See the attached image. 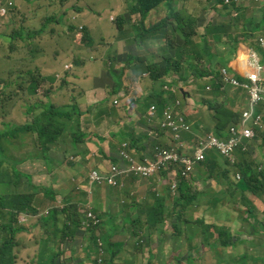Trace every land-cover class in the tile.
Instances as JSON below:
<instances>
[{
	"label": "rangeland",
	"instance_id": "rangeland-1",
	"mask_svg": "<svg viewBox=\"0 0 264 264\" xmlns=\"http://www.w3.org/2000/svg\"><path fill=\"white\" fill-rule=\"evenodd\" d=\"M127 1L131 2V0ZM211 1L179 0L174 6L176 13H182L193 18L192 25L185 28V31L192 35L194 41H199L200 35L204 33V28L199 29L198 27L204 24L205 17L208 15L207 8ZM118 3H120V0H25L24 5L20 8L17 0H0V9L4 8L5 10V12L0 10V135L7 131L10 124L23 126L30 123L33 125L35 115L41 113L43 106L54 105L58 107L57 105L60 104L55 100L56 88L66 85L79 86L76 75L71 69H77L80 76H84L88 80L92 63L98 64L102 70L113 71L114 69L128 68L130 65L128 63L130 61L135 63L139 57H143L140 58L142 60H144V57L158 58V61L162 62L164 58L162 50L168 46L169 41L173 45L176 42L185 43L184 34L179 30L174 33L173 37L170 33L161 39L151 40V38L146 37V31L153 26H164L167 28L168 23H175L172 18V10L170 11L165 7H160L158 10L150 12L143 21L139 14H134L128 18L131 22L123 20L121 24L122 31H128V34L126 33L124 37L118 36L120 30L118 22L120 19H126L129 14V6L122 9L118 6ZM138 3L139 0L133 1L132 10ZM247 7L241 15L243 22L254 21L258 18L264 26V1L250 2ZM209 17H213V12L209 14ZM139 23L141 25L136 29ZM87 24H91V32ZM39 32L43 33V38L38 35ZM12 35L13 40L9 41ZM141 35L147 39L142 41ZM72 36L76 42L72 41ZM262 36L264 34H260L258 39ZM133 37L137 40V43L129 47L125 42L128 40L127 38ZM250 44L255 47L259 46L257 41H251ZM59 50H61V53H59ZM154 52H157V54L153 55ZM159 55H161V60H159ZM53 60H56L57 64H59L60 71L48 70L47 65L49 61L52 62ZM74 61L88 62L87 68H77V65H74ZM150 62L153 63L155 61L151 60ZM143 78H148V76L146 75ZM133 80L134 77H129L130 87L135 88L130 90V96L133 98L130 101L132 104L135 103L134 98L140 95L137 90L139 89V84L133 82ZM166 80L175 84L173 88L177 90V102L178 104L183 103L180 111L185 114H197L200 110L205 117V110L200 102L192 100L187 102L182 97L180 87L176 86V82L170 77L166 78ZM32 81L37 86L36 92L31 90ZM184 87L188 88L189 85L186 86L184 84ZM52 88L54 89L53 93ZM146 100L147 102L151 101L150 98ZM28 106L32 107L33 110L30 111ZM224 121L230 127L234 123V116L231 114L226 115ZM113 129L111 127V130ZM122 131L130 133L131 128H123ZM26 134H32L35 137H29L22 144H20V134L16 137L8 136L0 141V146L3 149H7L5 155L15 156L14 154H18V158L23 159L18 169L22 175L30 178L28 180L25 176L19 177L20 187H15L14 190H11L20 191L19 194L29 195L30 197L32 195L33 197V209L36 210L38 215L29 214L33 219L31 220V218L21 214L19 217L21 222H28V225L35 223L47 213V207L50 205L49 211L54 208L58 213L54 224L56 229L59 228V235L65 241L69 240L76 247L80 246L83 239L77 235L76 231H80L82 234L87 235L89 239L95 241L97 252L92 257H94L96 262H87L85 264H105L108 255L105 249L106 243L101 236L109 234L110 227L107 226L106 220L109 215H113L111 223L116 229L111 237L112 241L120 238L121 243L129 242L126 254L128 262L126 264H164L165 261L168 264H172L171 260L168 259V255L158 253L156 256L151 257L150 251L155 243L149 230L152 225L148 224V227L147 222H143L141 218L138 219L137 211L130 212L128 211L129 209H118L113 203L108 205L105 201H99L89 193L81 192V190L74 188L77 179L74 183L69 180L70 178H75L74 172L65 175L64 179L63 175H55V170L58 169L59 164L64 165L67 162L71 163L74 161L68 155L70 154L67 152L69 150L68 146L73 151L82 150L81 145L83 143L80 141L76 143L79 149L71 147L73 139L70 131L64 133L63 139L53 138V136L38 132H27ZM198 134L201 133L198 132ZM186 140L192 143L193 137H186ZM124 146L128 150L127 154L133 157L135 161L141 160V156L136 155L128 143H124ZM61 155L63 157L60 159ZM123 161V164H113L110 167L117 165L124 169L127 166V162ZM196 175L190 177V179L187 178V180L197 189L194 193L190 185V195L198 198L204 188H212V186L210 185L211 181L206 178L204 173H197ZM151 179H153L151 180V185H155V180H158L162 186V177L158 174ZM59 181L63 183L61 186H64L65 189L62 196H60L58 188H54V183H59ZM86 181V176L83 174L82 184H86ZM126 182L139 184V181H136L132 175L126 177ZM47 188L56 192L57 199H44L47 194ZM105 190L107 189H99L96 195L99 197L106 193L110 198L115 196L109 194L108 190L105 192ZM6 191L10 190L1 186L0 197ZM70 192L72 193L69 195V200L74 207L70 206L71 208L66 211L65 199ZM171 201L176 202L175 209L180 212L179 218L181 220L173 216L174 213H169L168 220L166 221L165 219V226H161V230L156 228L152 231L158 233L155 235L159 240L167 237V233H169V247L173 250L178 248L183 250L185 254L192 256L196 255L195 251L197 249L202 250L200 259L196 260L194 264H213V255L209 258L207 253L218 251L217 245L207 243L203 240L205 238L203 235L195 236L193 242L188 241L187 234H189V230L183 229V224L180 222L186 220L183 215L185 214L187 217L188 205L181 203V196L175 199L172 198ZM167 204H164L165 212ZM80 208H83L87 213L92 212L100 218L101 224L93 231L82 228L74 229L73 225L70 224V219L75 218V214L79 212ZM62 210L66 212H62ZM169 210L172 209L170 208ZM118 212L122 215L118 216ZM192 212L195 214L194 218L198 219L194 207ZM147 214L152 215L151 213ZM205 215V213L201 214L200 217L204 218ZM194 218L189 221L193 222ZM208 219L210 220L203 223V228L208 230L205 235L208 234L209 240L214 241L213 238H210L214 233L213 228H210L214 223V219L210 216H208ZM139 224H143L142 228L137 227ZM220 224L221 222L217 225ZM217 225L215 224L216 230H219ZM163 228L165 233H160ZM31 231L32 235L35 236L36 230L31 228ZM185 233L187 234L185 235ZM19 237L25 239L24 234H19L17 238ZM223 240L225 241V238ZM156 244L159 245L160 241ZM139 245L141 247L136 248ZM224 245H226V242L223 243ZM87 252L84 254L85 258H89ZM121 253L116 254V256ZM226 255L225 251H221L218 253L217 258L222 261L223 256ZM179 256L178 261L181 260L182 254ZM47 258L50 259L49 256ZM41 260L38 261V264H44ZM27 261L26 250L22 249V244L19 243L16 246V264H24Z\"/></svg>",
	"mask_w": 264,
	"mask_h": 264
},
{
	"label": "crops",
	"instance_id": "crops-1",
	"mask_svg": "<svg viewBox=\"0 0 264 264\" xmlns=\"http://www.w3.org/2000/svg\"><path fill=\"white\" fill-rule=\"evenodd\" d=\"M133 1L134 0H131V2L120 0L118 6L122 9L129 6L128 15L131 16L130 11ZM24 2L25 0H17L20 8H22ZM252 2L256 3L258 1L255 0ZM253 22L263 26L261 20H258V18ZM242 23L244 22L242 21L240 24ZM87 25L89 27L91 26V24ZM72 41L76 42L73 36ZM133 41L134 38L132 41L128 39L125 44L129 47L136 45V43H132ZM251 41L257 40L254 37H242L238 55L233 59L230 65L241 77H244L246 73L250 71V50H257L261 54L264 64L263 50L260 47H255L250 44ZM59 53H61V50H59ZM156 54L157 52L153 53V55ZM159 58V60H161V55H159ZM144 59H148V61H158V58L152 59L150 57H144ZM87 63L86 61H74V65H77V68L81 69L87 68ZM132 64L134 63L130 62L127 69L106 71L100 69L98 64L92 63L88 80L84 76H80L77 69H71L76 75L79 86L74 87L73 85H66L56 88L55 90V100L60 104L57 105L58 107L71 103H76L78 105L77 109L81 111L80 133L84 135L80 140V142L83 143L81 145L82 150L78 152L73 151L70 146H68L69 150H67V152L70 153L68 155H70V158L74 161L71 163L67 162L64 165L59 164L58 169L55 170V175H63L64 179L66 177L65 175L74 172L75 178H70L69 180L74 183L77 179L74 188L81 190V192L85 191L89 193V174L91 171H106L112 164L124 163L120 157V151L124 142L128 143L130 147L136 144L131 149H133L138 156L144 158H151L154 156L155 151L153 145L158 142L156 132L160 125V121H148V112L155 104L152 102L153 100L147 102L146 99L150 97L152 93H163L162 87L158 82H140L136 77L141 79V77L147 74L143 73V71L137 74L135 72L137 69L135 66H131ZM47 67L48 70H53L55 72L60 71V66L57 64L56 60L52 62L49 61ZM129 77H134L133 82L139 84V89L137 90L140 95L134 98L135 103L133 104L130 102L131 99H133L130 96V90H134L135 88L130 87ZM117 86H120V89H114ZM208 86L213 87L212 82L208 79H204L199 81L196 87L186 89L190 93V99L195 102H200L205 110V117L200 110L197 114H188V116L191 120L205 127L213 128L214 132H216L217 126L223 128V125L226 124L223 112L228 111L235 114H238L240 110L244 112L249 102V95L246 91H236L228 86L225 90L217 89L216 94L212 97L204 96L203 87ZM204 98L215 100V103L220 104L222 109L218 112H211L205 105ZM115 102H117V104H115ZM138 121H140V123H138ZM111 127L114 129L111 130ZM127 127L133 129L134 132L132 133L140 138L141 142L137 139H134L133 142L121 140L119 134L123 128ZM145 133L148 135L146 138L144 137ZM29 137H35V135H22L20 137V144L25 143V140ZM63 137H58V139H63ZM72 142L71 147H73ZM246 143H249V141L246 140ZM250 149V158L257 163L258 167L264 169V130L257 131L256 139L250 142ZM14 155L18 168L23 162V159H19L18 154ZM254 155H257V157L255 158ZM62 157L63 155H61L60 159ZM210 157L213 159L212 164L223 171L221 174H225V177L209 179L212 188H204V191L201 192L198 198L195 196H191L190 199L182 197L181 203L183 205H188L187 217L185 214L183 215L186 220L180 221L183 224V229L189 230L190 228H194L197 226V223H199L198 226L203 227V223L210 220L208 219V216H210L214 219V223L212 224V226L214 225V241H210L207 237L203 240L207 243H213L218 247V251L207 253L209 254V258L213 255V264H264V197H259L251 191H248L247 188H243L245 186H243L242 182L240 183V181L236 180L234 165L230 164L216 153H211ZM195 173L202 174L201 172ZM83 174H85L87 179L86 184H82ZM196 174L195 176H197ZM151 180L141 182L136 180L139 181V184L126 182L121 188H106L109 194L115 195L113 198L108 197L106 193L98 197L96 193L102 188H94L90 195L99 201H105L108 205H112L113 203L118 209H129L128 211L130 212L137 211L138 219L141 218L143 222L149 223L150 215L147 213L151 211L152 202L150 198L157 192L161 198L164 199V204L168 203L164 215L166 221L168 220L169 213H174L173 216L181 220L179 218L180 212L175 209L176 202L171 201L172 197L169 194L170 189H167V186H161L158 180H155V185H151ZM61 185H63V183L60 181L59 183H54V188H58L60 196L63 195L65 190L64 186ZM190 185L195 193L197 189L191 183ZM107 190H105V192H107ZM71 193L72 192H70L65 199L66 211L71 208L70 206L74 207L69 200V195ZM193 207L198 219L194 218L195 214L192 212ZM170 208L172 210H169ZM204 213L206 214L204 218L200 217V215ZM117 215L121 216L122 214L118 212ZM193 218V222L189 221ZM112 219L113 215H109L106 220L107 226L110 227L109 234L104 236L100 235L106 243L105 249L108 255L106 260L112 261V264H126L128 262L126 260V254L129 242L126 241L121 243L120 238L116 241H112L111 237L116 229L111 223ZM219 222H221V224L217 225ZM215 224L218 226L219 230H216ZM142 226L143 224L139 228H142ZM149 230L152 239L155 241L150 251L151 257L156 256L158 253L165 254L169 256L168 259L171 260L172 264H190L194 259V261L200 259L202 250L200 254L194 256L185 254L183 250L178 248L173 250L169 247V233H167V237L159 240L155 235L158 233L152 231L151 227H149ZM55 231L58 233L60 232L59 228ZM76 233L83 239L81 245L78 247L70 243L69 240L65 241L61 236L57 240L54 239V250L50 253L54 255L55 264H85L87 262H96L94 257H92L97 252L95 241L89 239L87 235L82 234L80 231H76ZM160 233H165L164 228ZM228 233L230 235L229 237ZM23 234L25 235V239L21 237L20 243L22 244V249L26 250L28 258V261L24 264H38L40 252H42L45 247L51 248L46 242L48 237L43 232L41 233L38 231L35 232L34 236L30 228ZM186 234L187 233H185V235ZM187 235V240L191 241L190 235ZM224 238L225 241L223 240ZM158 241H160L159 245L156 244ZM225 242L226 245L223 246ZM140 247L141 245L136 248ZM58 251L60 252L59 256ZM221 251H225L227 254L223 256L222 261L217 258L218 253ZM86 252L89 254V258L84 257ZM120 252L122 253L116 256V254ZM195 252L197 253V251ZM180 254H182L181 260L178 261ZM41 261L44 262V264H49L50 260L45 255ZM164 264H168L167 261H165Z\"/></svg>",
	"mask_w": 264,
	"mask_h": 264
},
{
	"label": "trees",
	"instance_id": "trees-1",
	"mask_svg": "<svg viewBox=\"0 0 264 264\" xmlns=\"http://www.w3.org/2000/svg\"><path fill=\"white\" fill-rule=\"evenodd\" d=\"M178 1L179 0H139L137 6L133 10L131 9V16L128 15L126 19H120L118 22V26L120 28L118 36L124 37L126 33L128 34V31H122L123 28L121 24L123 20L130 21L128 18L132 17L134 14H139L143 21L145 18H147L150 12L158 10L160 7H165L170 11L172 10V18L175 20V23H168L167 28L164 26H153L146 31V37L151 38V40L161 39L169 33L173 37L177 30L184 34V44L176 42V44L173 45V43L169 41L168 46L162 50V54L164 55L162 62L158 61L152 63L148 61V59L142 60L140 58L143 57H140L137 58V61L131 66H135L137 69L135 72L137 74L140 71H143V73L147 74L148 78L141 77V79H139L136 77L140 82H158L161 84L163 93H152L150 97H148L150 100H153L152 102L155 104L153 107L156 114H154L155 116L147 115V119L150 122H155L156 120L160 121V125L158 126V130L156 132L157 140L158 142L168 146V148L173 151V153H175L178 158L177 160H173L170 163V169L163 170L158 174L160 177H162L163 185L164 187L167 186V189H171L173 184L176 181H179V196H181V199L182 197L190 199V182L186 180V178L190 179V177L195 176V172L204 173L208 179H214L216 177L224 178L225 174H221L223 171L212 164L213 159L209 158L207 162L201 161L195 155H193L188 147H186L188 142L186 137L190 138V136L179 134L182 132L185 121H187L186 119L188 114L178 110V108L174 105L173 102H176L177 94L173 88H171L169 91H166L165 86L173 87L175 84L166 80V78H173L175 74H183L184 72H187V74L190 72L194 73L198 77V80L209 77L211 73L206 65H210L212 68L217 69L218 67L229 65L232 59L236 56L238 47L241 43V37L239 35L241 29H244V36L253 37V35L249 34V31H253L255 28L258 30H264V26L259 24L256 25L253 21L250 23L240 24L243 21L242 16L232 18L231 13L227 11L222 14L224 21L221 23H212L206 26V33L203 34L204 38L202 43H196L193 40L192 35L185 31V28L192 25L193 18L191 16H185L182 13L175 12L174 6ZM218 1L223 2L224 0ZM140 25L141 24L139 23L136 26V29L139 28ZM88 28L91 32L92 30L90 27ZM38 35L43 38L42 32H39ZM146 37H142L141 35L140 38L142 41H144L147 39ZM133 38L128 39L132 41ZM210 38L214 40V43L210 41ZM12 40L13 35L9 38V41ZM136 41L137 40L134 38L132 43H137ZM217 45H224L227 47V49L223 51L218 49L215 52ZM183 78L188 79V75L183 76ZM25 85L27 88L26 83ZM36 89L37 86L35 82L32 81L31 90L36 92ZM114 89H120V86H117ZM53 92L54 89L52 88V93ZM182 93L184 92H181V94ZM34 96H36V94H34ZM182 97H184V94ZM77 107L78 105L76 103H71L61 107H56L54 105L43 106L41 113L39 115H35V121L33 125L30 123H27L23 126L10 124L8 125L7 131L0 135V141L4 138H7L8 136L16 137L18 134L22 136L27 132L44 133L47 136H53V138H60L63 137L66 131H70L73 139V147L75 149H79V147L75 144L79 142L81 138L84 137V135L80 133L81 111H79ZM28 109L30 111L33 110L32 107L29 106ZM179 112L185 119L180 115ZM223 114L225 116L229 114L234 116L233 125H235V123H237L240 119L238 114L233 112L224 111ZM169 117L170 120L174 122L176 129L175 131L168 126H163L169 121ZM138 123H140V121H138ZM187 123L193 125L189 121H187ZM229 130L230 128L227 124L223 125L222 131L225 132V136L231 141L233 139V135H231ZM132 132H134L133 129H131V133H124L121 131L119 134L121 140L133 142L134 139H137L141 142V139L136 137ZM144 137L146 138L148 135L145 133ZM158 142L153 145L154 151L156 146L161 145ZM135 145L136 144L132 145L130 148H133ZM122 149H124L123 146ZM6 150V148L3 149L0 146V187H6L8 190H10L6 191L4 195L0 197V264H16V246L20 243L21 238H17L19 234H23L27 232L29 228H32L36 230V232H43L50 241L59 239L60 235L55 231L56 225L54 224L58 213L54 210V208L49 211L51 208L50 205L47 207V213L35 221V223H30V225H28V222L24 223L19 220L21 214L31 218L29 214L36 216L38 213L33 209L34 205L32 195L30 197L29 195L19 194L20 191H11L14 190L15 187H20L19 177L25 175H22L17 168V164L14 159L15 156L5 155ZM233 153L234 157L229 159L228 162L230 164L236 165L237 171L241 173L242 180L240 183L242 182L243 186H245L243 188H247L248 191H251L253 194L259 197H264V170H260L257 166V163L250 158V153L245 152V145H238ZM185 159L191 160L193 165L190 166L185 163ZM145 160L146 158L141 156L140 162L145 163ZM126 177V175L120 177L117 188L123 187ZM25 178L28 180L30 179L28 176H25ZM134 179L139 180L140 182L142 181L136 176H134ZM46 193L47 194L44 199L51 198L54 200L56 198L55 191L47 188ZM150 200L152 202L150 211L152 215L150 216L149 223H147V225H152L151 230L156 228L161 230V226L164 227L166 224L164 216V199L159 195L154 194ZM62 212L65 211L62 210ZM31 220L33 219L31 218ZM81 222L82 219L78 212L75 214V218L70 219V224L73 225L74 229L80 228ZM141 225L142 224H139L137 227L139 228ZM213 227L214 225L210 226V228ZM207 231V229H204L198 225L196 228H190L189 235L191 241L193 242L195 236L203 235L204 237L209 238L208 234L205 235ZM229 236L230 235H228V237ZM213 237L214 236L212 234L210 238ZM53 250L54 248L45 247L39 254L40 259H43L46 255L50 258L49 264H55L54 255L50 253ZM200 253L201 251L197 249L196 254L198 255ZM59 255L60 252L58 251V256ZM194 260L191 262V264H194ZM105 264H112V261H106Z\"/></svg>",
	"mask_w": 264,
	"mask_h": 264
},
{
	"label": "clouds",
	"instance_id": "clouds-1",
	"mask_svg": "<svg viewBox=\"0 0 264 264\" xmlns=\"http://www.w3.org/2000/svg\"><path fill=\"white\" fill-rule=\"evenodd\" d=\"M228 0H224L223 2H219L218 0H212L211 4L208 6L207 11H208V15H206L205 17V22L204 24H202L201 26H199L198 28H204V33H206L205 27L210 25V24H215V23H221L224 21V17H223V13L229 11L231 13V17L232 18H237L239 16L242 15L243 11H245L248 7V3L255 1V0H230V3L227 2ZM264 1V0H263ZM1 11L4 10V8L0 9ZM242 10V11H241ZM213 12V17H209V14ZM1 16H3V14H1ZM217 17V18H216ZM216 18L214 21L213 19ZM208 19V21H207ZM252 22L251 20H248L247 22L244 23H250ZM257 25V24H256ZM203 34H199L200 35V39L199 41L196 40V43H202L203 40ZM249 34L253 35V37L257 40L258 45L257 47H260L263 52H264V45L262 43V40L264 39V36L260 37L258 39V36L260 34H264V30H258V29H254L253 31H249ZM240 35V41L242 40V37L244 36V29H241V31L239 32ZM206 37V36H205ZM210 41L212 43H214V40L210 38ZM241 43L238 47L236 56L238 55L239 49H240ZM226 50L227 47L224 45H217L215 48V52L217 50ZM235 56V57H236ZM234 57V58H235ZM233 58V59H234ZM232 59V61H233ZM258 60V65L261 66L263 68L262 72H261V76L264 78V64H263V58L261 56V54L257 51V50H250V71H248L246 73V75L244 77H241L238 75V73L236 71H234L230 65L232 63V61L229 63V65L227 66H221L218 67L217 69L212 68L210 65H206V67L210 70L211 75L209 77L203 78V79H199L198 77L190 72L189 74H187V72H184L183 74L181 73H177L175 74V76L172 78L175 82H176V86L178 85L180 87V93H182V95L184 94V99H186V101H191L192 99H190V93L186 90V89H191L196 87L199 84V81H202L204 79H208L212 82V86H208V87H203V91H204V96H208V97H212L214 94H216V90H225L226 87H231L232 89L236 90V91H246L249 95V102L247 107L245 108L244 112H242V110H240V112L238 113V116L240 117L239 121L237 123H235V125L229 127L230 128V132L231 135H233V129H236L237 131H239L240 134H242L245 130H250L253 132V137H244L243 138V143L241 145H245V152L246 153H251V149H250V142H253L256 137H257V131L264 130V120L262 123V126H259L258 124L255 123L256 119L258 118V115L262 114L264 115V105H258L257 106V110L254 111V115L253 118H251L250 120H246L245 114L249 111H251L250 106H251V96L250 93L248 92V85H250L252 83L250 76L253 73L257 72V65L255 63V60ZM158 62V61H155ZM188 75V79L183 78V76H187ZM173 83V82H172ZM184 84L187 86L189 85L188 88L184 87ZM171 88L170 86H165V90L169 91ZM173 90L177 93V90H175L173 88ZM178 100V99H177ZM173 102L174 105L178 108V110H180L181 106L183 105V103H179L178 102ZM204 102L205 105L208 107V110H210L211 112H218L220 109H222L220 104L215 103V100L213 99H205L204 98ZM182 116V114H180ZM183 117V116H182ZM184 118V117H183ZM185 119V118H184ZM187 121L191 122L193 125L187 123V121H185V126L182 129V132L179 135H189L190 138L193 137V141L191 142H187L186 147L189 148V150L193 153V155H195L198 159H199V154L204 151V155H205V159H200L201 161L207 162L208 159H212L210 157L211 153H216L218 155H220L221 157H223L227 162L229 161V159H232L234 157V153L230 156H225L220 150L219 147L217 145L214 144V141H218L220 143H228L230 140L225 136V132L222 131V127L217 126L216 127V132H214L213 128H209V127H205L203 125H201L200 123H197L193 120H191L189 118V116L186 119ZM164 126V125H163ZM189 127V128H188ZM206 130V131H204ZM170 132V129H169ZM198 132H200L201 134H198ZM246 140L249 141V143H246ZM124 148V145H123ZM159 149L163 150V149H169L168 146H164V144L158 145L155 147V152H154V157L153 158H146V160L149 159H154L155 156L158 154ZM123 150H127V148L121 149V151ZM120 151V154H121ZM121 157V155H120ZM254 157L256 158L257 155ZM122 159V158H121ZM124 160V159H122ZM145 160V161H146ZM140 162V161H138ZM113 165V164H112ZM233 165V164H232ZM235 167V173H236V180L237 181H241L242 180V175L241 173H239L236 169V165H234ZM112 167H110L108 170L103 171V170H93V171H99L102 174H108L109 171L111 170ZM260 170H264L261 169L259 167ZM91 171L89 174V180H90V190H89V194L92 193L94 188H110L109 186H98L96 184H91V173L93 172ZM159 175V174H158ZM151 180V179H150ZM150 180H142V181H150ZM187 180V178H186ZM177 182V189L174 190L173 186L172 188L169 190V194L172 198H177L179 196V187H180V183L179 181ZM163 185V182H162ZM111 188H117V187H111ZM155 194L159 195L157 192H155ZM160 196V195H159ZM161 197V196H160ZM84 213L85 211L83 210V208L79 209L78 214H80L82 222H81V227L82 229H86L83 226V222H84ZM99 218V217H98ZM100 219V218H99ZM101 223H99L100 225ZM98 225V226H99ZM97 226V227H98ZM88 228L86 230H91L93 231L95 228ZM46 242L49 244V246L51 248H53L54 242L55 241H50L49 239L46 240Z\"/></svg>",
	"mask_w": 264,
	"mask_h": 264
},
{
	"label": "built area",
	"instance_id": "built-area-1",
	"mask_svg": "<svg viewBox=\"0 0 264 264\" xmlns=\"http://www.w3.org/2000/svg\"><path fill=\"white\" fill-rule=\"evenodd\" d=\"M227 2L230 3V0H228ZM2 12H5V10H3ZM262 43L264 45V39L262 40ZM255 63L257 65V72L253 73L250 76L252 83L247 86L248 92L251 96V111L245 114L246 120H250L251 118H253L254 111L257 110L258 105H264V78L261 76L263 68L258 65L257 59L255 60ZM154 114H156V112L154 110V107H152L149 111V115L155 116ZM168 120L169 121L165 123L164 126H168L175 131L176 129L174 126V122L170 120V117L168 118ZM263 120L264 115L260 114L258 115L255 123L259 126H262ZM184 127L186 126L184 125L183 128ZM244 137H253V132L250 130H245L242 134H240L239 131L233 129V139L231 141H229L228 143H220L218 141H214V144L219 147V150L225 156H230L233 154V151H235L236 147L243 143ZM124 148L126 147L124 146ZM120 155L121 158L127 162V166L124 169H121L120 166L114 165L108 174H102L99 171H93L90 176L91 184H96L98 186L105 185L109 187H117L119 185V179L123 175H126L127 177L129 175H132L140 178L141 180H150L159 172L170 169V163L173 160H177L178 158L177 155L170 149H159V152L155 156V158L146 160L145 163L135 161L133 157L127 154L126 150L121 151ZM200 159H205L204 151L199 154V160ZM184 162L190 166L193 165V162L191 160L185 159ZM177 187V182H175L173 184V189L176 190ZM99 223L100 219L92 212L84 213L83 226L86 229L97 227Z\"/></svg>",
	"mask_w": 264,
	"mask_h": 264
}]
</instances>
